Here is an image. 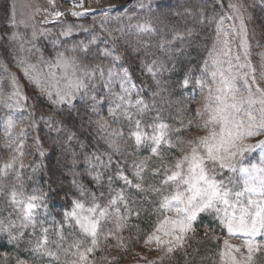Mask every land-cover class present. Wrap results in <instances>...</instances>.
I'll list each match as a JSON object with an SVG mask.
<instances>
[{
  "label": "trees",
  "instance_id": "1",
  "mask_svg": "<svg viewBox=\"0 0 264 264\" xmlns=\"http://www.w3.org/2000/svg\"><path fill=\"white\" fill-rule=\"evenodd\" d=\"M232 1L235 0H132L118 10L88 12L73 16L63 24H52L51 31L34 41L18 43L9 39L6 45L0 42V169L15 157L13 167L7 169L6 174L0 172V220H18V209L9 199L13 189L25 198L47 193L46 209H40L38 220L49 229L52 241H57L56 229L62 224L66 238L63 244L67 247L73 239L79 238V232L68 226L63 213L71 210L74 199L87 205L92 199L90 193L97 197L103 193L106 200L110 189L124 187L123 181L116 177L117 162L132 178V165L147 158L143 174L145 187L157 184L161 177L152 175L151 169L159 166L161 160L152 156L147 146H135L128 137L132 125L119 110L115 117L109 114V109H114L118 102L116 94L121 92L119 80H115L109 89L104 80L88 79L83 72L97 65L114 68L117 72L122 67L127 68L137 85V90L131 94L133 104L130 111L135 113V101L142 99L149 106L139 116L144 123H152L159 117L170 129H180L179 132L171 131L173 141L177 137L186 140L198 136L201 127L197 125H202L209 115L204 111V105L209 103L205 93L208 87L215 86L210 73L203 72L205 61L211 65L209 53L215 43L216 21L224 17L225 28L233 23L227 19L231 16L228 4ZM238 1L249 16V28L255 33L253 42L259 44L256 48H261L264 55V0ZM168 9L174 14H169ZM185 11L191 16L199 11L202 18L195 20L179 15ZM145 24L150 25L151 31L138 29V25ZM67 25L73 26V33L65 37L61 32ZM5 35H2L3 39H6ZM93 39L95 43H89ZM81 41L88 44L86 52L79 47ZM105 49L114 50L121 59L112 61L111 57L103 55ZM60 54L68 61H75V77L73 67L49 68ZM153 61L162 66L155 78L145 70V65ZM25 68L29 75L40 81L39 86L25 75ZM185 76L190 78L186 87L182 85ZM76 77H80L86 87L75 93L71 105L56 106L40 91L41 86L47 88L55 99L56 91H65ZM198 79H203L207 85L203 90L195 83ZM17 88L21 93L19 100L15 95ZM198 111L204 115H197ZM9 118L14 127L7 126ZM97 121H103L106 126L101 127ZM116 130H120L123 136L113 135ZM69 135H72L71 139ZM41 151L43 155H40ZM260 153L259 149L247 153L244 163L259 165L262 158L257 157ZM93 154L100 157V162L93 160L89 165L88 160ZM109 156L111 164H108ZM180 156L179 147L162 149L164 163L170 164ZM227 175L229 173L225 172ZM109 177H112L111 183ZM74 179L76 184H73ZM233 186L240 190L239 178L235 179ZM126 194L130 207L139 210V216L128 218L121 235L129 233L146 237L152 232L157 218L159 197L131 188ZM194 226L197 227L195 235L183 248L173 251L168 259L127 260L126 255L136 241L125 238L124 234L122 246L111 237L107 240L112 243V248L119 246L117 251L120 252L108 257L107 245L101 243L92 259L94 264H219L227 230L207 214H201ZM35 231L39 236L40 224ZM28 238L26 233L25 241ZM27 247L22 241L17 248L0 234V260L4 263L16 264L19 257L28 264H48L47 258L30 257L25 251ZM64 259L61 253V261ZM248 264H264V249L255 252Z\"/></svg>",
  "mask_w": 264,
  "mask_h": 264
},
{
  "label": "snow or ice",
  "instance_id": "2",
  "mask_svg": "<svg viewBox=\"0 0 264 264\" xmlns=\"http://www.w3.org/2000/svg\"><path fill=\"white\" fill-rule=\"evenodd\" d=\"M49 2L55 4V0ZM74 7L83 8V0H74ZM228 7L235 15L227 19L239 20V25L233 23L225 28L224 17L216 21L215 43L209 53L211 65L205 61L203 69L204 73H210L216 85L215 93L208 87L209 103L204 105V111L209 114L208 118L202 125H197L203 128L206 134L192 136L186 140L177 137L173 141L171 131L179 132L180 129H170L168 124L159 120V117L147 124L139 118L149 107L142 99L135 101V113L129 110L133 104L131 94L137 90V85L132 81L127 68L122 67L117 72L114 68L105 69L97 65L95 68L85 70L84 77L104 80L109 89L115 80H119L121 92L116 94L118 102L114 109H109V114L115 117L119 110L120 115L132 125L128 137L135 146L137 148L147 146L151 155L161 160L159 166L151 169L152 175L160 176L161 179L157 184L145 187L143 174L147 168V158L132 165V178L125 174L117 162L116 177L123 181L124 187L118 190L110 189L106 200L103 193L100 197L90 193L92 199L87 205L79 199H74L71 210L63 213L68 226L79 232V238L73 239L67 247L63 244L66 238L63 235L62 224L56 229L57 241H52L49 238V229L43 227L42 222L38 220L40 209H46L48 194L41 192L39 195L33 194L25 198L21 192L13 189L9 193V199L14 208L18 209V220L8 219L7 222L0 220V234L6 236L9 243L19 248L22 241L26 242L28 247L25 251L30 257L47 258L48 264H94L92 257L100 249L101 242L111 237L122 246L121 233L128 218L132 215L139 216V210L130 207V199L126 194L127 189L131 188L138 192H151L159 197L157 218L153 223L152 232L146 235L145 244H154L156 248H163L166 253L181 249L187 243L190 234H194V225L201 214H207L213 216L222 228L227 230L230 237L239 235L245 238L247 260L251 261L253 253L264 249V140L255 144L247 143L252 137L264 135V89L256 84L255 69L248 59L247 26L240 11L241 6L229 3ZM83 14L78 11L71 13L73 16ZM64 15L60 11L52 13L53 19ZM137 27L140 31H151L150 25L147 24ZM72 33L73 26L67 25L61 35L67 37ZM236 37H239L242 53H234L232 50L231 45ZM11 38L16 39V34L14 33ZM89 43H95V39ZM79 47L86 52L88 44L81 41ZM103 55L111 57L114 62L121 59L114 50L105 49ZM53 66L65 69L73 67L72 75L76 76L75 61L66 60L63 54L58 55L54 65L49 64L50 69ZM161 67L153 61L152 64L145 65V70L155 78ZM244 69L247 71H242ZM49 74L51 75V72ZM25 75L40 85L38 79L29 75L27 68ZM15 82L13 77V83ZM189 83L190 78L185 76L182 85L186 87ZM195 83L202 90L207 87L203 79H198ZM85 87L84 81L76 77L69 82L65 91L59 89L56 91L55 99H52L53 93L47 88L41 86L40 91L56 106L71 105L75 93ZM15 95L18 100L21 98L18 88ZM23 99L26 100L27 97ZM92 99L95 101L96 97ZM197 115L203 116L204 112L198 111ZM97 123L101 127L106 126L103 121ZM191 123L189 121V124ZM7 126L14 127L11 118ZM113 135L123 136V133L116 130ZM71 138L72 135H69V139ZM165 147L168 149L179 147L181 156L170 164L164 163L162 149ZM255 149H259L262 154L261 163L246 165L244 163L246 154ZM43 154L41 151L40 155ZM93 160L99 163L100 157L93 154L88 160L89 165ZM111 163L112 158L109 156L108 164ZM14 164L15 157L4 164L0 172L6 174V170L12 168ZM225 172L229 175L225 176ZM236 178L241 181L240 190L234 189ZM111 180L112 177H109L110 183ZM73 184H76L75 179ZM83 194L81 190V195ZM56 195H59V192ZM38 224L39 236L35 231ZM109 224L111 227H108ZM26 233L29 238L25 241ZM258 236L261 237V241L256 240ZM233 251L240 252L241 249L225 239L220 253L221 258L228 257L231 264H240L232 255ZM61 253L65 257L63 261ZM16 264H28V261L17 257Z\"/></svg>",
  "mask_w": 264,
  "mask_h": 264
},
{
  "label": "rangeland",
  "instance_id": "3",
  "mask_svg": "<svg viewBox=\"0 0 264 264\" xmlns=\"http://www.w3.org/2000/svg\"><path fill=\"white\" fill-rule=\"evenodd\" d=\"M91 1L92 0H83V8H78V7H74V0H55L54 5L50 3L49 0H0V42H2L3 45H6L5 43L8 44V40L12 39L11 37L13 36L14 33L16 34L17 38L13 40H15L18 43H23L24 40L34 41V40H37V38L42 37L49 31H51L50 25L57 24V23L63 24L67 22V19H72L73 15H71V13L73 11L82 12L84 14L88 12L114 11V10H117L118 8L125 7L132 0H125L122 3H119L118 5L112 6V7L110 6L107 7L106 3L110 4L111 1L113 0H103L104 7H102L100 4L99 5L94 4L95 2L91 3ZM232 3L237 4L238 6H241L240 11L243 13L245 17V24L247 26V41H248V46H249L248 59L251 63V66L255 69L256 84L261 89H264V65H263L264 55L262 53L263 50H261V48H256L259 44L256 42L255 43L253 42L255 33H253L252 30H250L249 28V22H250L249 16L247 15L246 11L242 7V4L238 0L232 1ZM54 11L63 12L65 15L60 18L53 19L52 13ZM167 12L169 14H174L173 10L168 9ZM195 12L196 13L192 14V16H191V13H188L186 11L179 15L183 17L185 16L192 17L195 20L201 19L202 14L199 11H195ZM234 15L235 14L233 10L231 9V16H234ZM233 23H235L238 26L239 20H233ZM5 33L8 35H5ZM33 33H35V39H33ZM2 35H5L6 39H3ZM251 43H253V46L251 45ZM232 45L234 46L232 48L234 53L243 52V49L239 47V37H236L233 40ZM234 64H235V61H234ZM242 71H247V69H244ZM213 84L215 85V83ZM238 86L242 87V85L240 84H238ZM212 90H213V93H215L216 85L212 88ZM205 96L206 97L208 96V90H207V93H205ZM205 134L206 132L203 128H201V130L197 132L198 136H202ZM260 140H264V135L252 137L247 141V143L255 144L257 141H260ZM113 153L116 154V152H113ZM257 158L261 159L262 154L260 153ZM71 171H72V168H71ZM0 192H1V189H0ZM73 197H75V195H73ZM168 215H172V214L168 213ZM194 228L196 232L197 227L194 226ZM195 232L194 234H190V238L195 235ZM123 234L125 238L127 237L131 240L136 241L133 248L130 250V253L126 255L127 260L139 259V260L145 261V260H149L153 258L168 259L172 254V253H166V251L163 248H156L154 244H145L144 240L146 237H143V238L141 236L135 237L129 233H123ZM225 239H227L230 244L235 245L241 249L240 252H235V251L232 252V255L236 257V259L240 262V264H248L249 263V260H247L248 252H247V248L244 246L245 238L239 235L236 237H230L229 235H226L223 237V242ZM256 240L261 241V237L259 236L256 237ZM101 243L107 245L106 250L109 251L108 257H113L114 254H117L118 252H120V251H117V249L119 248V246L117 245H115L112 248L111 247L112 243H108L107 241H102ZM187 243H185V245ZM225 261H227V264H231V260L228 257H224L223 259L221 258V261L219 264H225ZM0 264H8V263L6 261L4 263L2 260H0Z\"/></svg>",
  "mask_w": 264,
  "mask_h": 264
},
{
  "label": "bare ground",
  "instance_id": "4",
  "mask_svg": "<svg viewBox=\"0 0 264 264\" xmlns=\"http://www.w3.org/2000/svg\"><path fill=\"white\" fill-rule=\"evenodd\" d=\"M123 1H125V0H113V1H111V3L110 4H107L106 3V5H107V7H112V6H116V5H118L119 3H122ZM93 2H95L94 4H100L102 7H104V2H103V0H92L91 1V3H93Z\"/></svg>",
  "mask_w": 264,
  "mask_h": 264
},
{
  "label": "water",
  "instance_id": "5",
  "mask_svg": "<svg viewBox=\"0 0 264 264\" xmlns=\"http://www.w3.org/2000/svg\"><path fill=\"white\" fill-rule=\"evenodd\" d=\"M119 9V8H118Z\"/></svg>",
  "mask_w": 264,
  "mask_h": 264
}]
</instances>
